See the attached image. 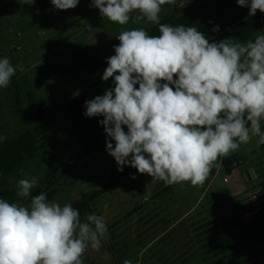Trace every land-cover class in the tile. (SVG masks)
I'll return each mask as SVG.
<instances>
[{
    "label": "rangeland",
    "instance_id": "374dc122",
    "mask_svg": "<svg viewBox=\"0 0 264 264\" xmlns=\"http://www.w3.org/2000/svg\"><path fill=\"white\" fill-rule=\"evenodd\" d=\"M193 1L163 5L161 20L181 14ZM90 5L80 0L74 9L57 10L51 0H0V58L24 69L0 88V136L7 137L0 147L25 131L37 143L36 155L9 176V187L35 176V189L53 190L50 201L61 206L100 192L80 215L104 216L108 232L100 252L85 253L84 264L264 262V145L258 137L220 158L202 187L165 186L129 166L118 171L105 142L85 153L71 139L65 103L102 77L122 30L149 32L153 26L146 21L121 26ZM261 33L264 29L249 40ZM89 47L103 63L91 73Z\"/></svg>",
    "mask_w": 264,
    "mask_h": 264
},
{
    "label": "clouds",
    "instance_id": "9594fccd",
    "mask_svg": "<svg viewBox=\"0 0 264 264\" xmlns=\"http://www.w3.org/2000/svg\"><path fill=\"white\" fill-rule=\"evenodd\" d=\"M79 2L51 0L57 10ZM236 2L249 16L264 13V0ZM175 3L91 0L108 21L121 26L146 21L158 26L159 35L144 27L117 35L119 44L102 75L114 87L85 101L84 115L103 117L106 151L118 171L129 166L165 186L202 187L220 158L254 137L264 145V33L245 42H210L195 26L161 23L162 6ZM18 70L23 66L0 58V88ZM6 139L0 136V142ZM37 185L32 176L15 186L18 197L30 198L27 206L0 198V264H84L89 249L100 252L108 232L104 216L86 213L82 220L71 203L61 206L43 192L33 196ZM103 258L109 259L106 251Z\"/></svg>",
    "mask_w": 264,
    "mask_h": 264
},
{
    "label": "trees",
    "instance_id": "16d2710c",
    "mask_svg": "<svg viewBox=\"0 0 264 264\" xmlns=\"http://www.w3.org/2000/svg\"><path fill=\"white\" fill-rule=\"evenodd\" d=\"M161 23L172 26H195L205 34L210 42H219L231 35H235L239 40L245 42L255 33L264 29V13L258 10L254 16H249L248 8L238 6L236 0H194L184 7L181 14L168 16L162 19ZM217 27L219 31H213ZM149 34L159 35L158 26L153 25ZM87 50L92 64L88 72L91 73L102 66L103 63L95 55L92 47ZM75 54L77 53L75 52L74 56ZM78 63L80 64V59ZM112 87H114L112 78L103 81L100 77L65 103L69 116L70 137L82 152L88 153L103 148L107 139L103 126L99 124V120L103 117L89 118L84 115L86 111L85 101L91 100L97 95H103L105 90ZM36 152V138L31 131L21 133L0 147V173H2L0 175V198L9 202L22 201L26 204L30 203V198L26 201L16 195V188L8 185V178L21 168L26 159L33 158ZM41 192L46 193L49 201L51 200L53 190L45 192L39 188L33 190L32 195H38ZM99 194L100 192L96 191L89 196L82 195V200L75 203L73 207L77 208L82 214L89 209V199ZM157 194H162V192ZM261 264H264V262Z\"/></svg>",
    "mask_w": 264,
    "mask_h": 264
},
{
    "label": "built area",
    "instance_id": "2783aa9c",
    "mask_svg": "<svg viewBox=\"0 0 264 264\" xmlns=\"http://www.w3.org/2000/svg\"><path fill=\"white\" fill-rule=\"evenodd\" d=\"M232 166H236V164L233 162V163H232Z\"/></svg>",
    "mask_w": 264,
    "mask_h": 264
}]
</instances>
